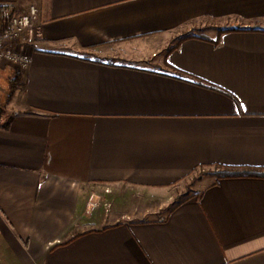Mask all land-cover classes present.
I'll return each mask as SVG.
<instances>
[{"label": "crops", "instance_id": "1", "mask_svg": "<svg viewBox=\"0 0 264 264\" xmlns=\"http://www.w3.org/2000/svg\"><path fill=\"white\" fill-rule=\"evenodd\" d=\"M32 3L30 64L0 66V264H264V177H192L264 168V0H0V26ZM124 184L187 191L132 218L97 197Z\"/></svg>", "mask_w": 264, "mask_h": 264}, {"label": "built area", "instance_id": "2", "mask_svg": "<svg viewBox=\"0 0 264 264\" xmlns=\"http://www.w3.org/2000/svg\"><path fill=\"white\" fill-rule=\"evenodd\" d=\"M38 17L39 8L32 3L27 9L13 13L9 22L0 26V66L14 64L24 69L30 64V52L20 45H12V42L18 40L22 34L33 38L38 28ZM207 169V167L198 168L192 177L194 178L197 173L206 172Z\"/></svg>", "mask_w": 264, "mask_h": 264}, {"label": "rangeland", "instance_id": "3", "mask_svg": "<svg viewBox=\"0 0 264 264\" xmlns=\"http://www.w3.org/2000/svg\"><path fill=\"white\" fill-rule=\"evenodd\" d=\"M23 10H25V8L17 9L16 11H13L10 14L12 15L17 11H23ZM201 173L204 174L205 172H201ZM196 180L198 179L196 178ZM196 180H193V182L189 185V187H191ZM185 191L187 190H184L183 192ZM183 192L176 193L173 196H168V193L167 194L156 193L150 195L141 192L140 190L136 189L134 186L124 184L122 188H111L108 197H110V199L112 200H109V202L104 200V197L106 196L105 194L103 195L104 197H99V196L97 197L98 200L101 201V204L105 206L106 210L108 207L110 208L111 203L114 202L119 197L114 203L116 204V206L119 205V207L132 206L135 211L133 216H131L132 218H140V217L142 218L146 216L153 218H163L168 214V212L173 207H175L182 200V198L184 197ZM146 206L150 209V211H148L146 214H140L139 213L140 207L145 208ZM152 208H157V210L156 211L154 209L151 210Z\"/></svg>", "mask_w": 264, "mask_h": 264}, {"label": "trees", "instance_id": "4", "mask_svg": "<svg viewBox=\"0 0 264 264\" xmlns=\"http://www.w3.org/2000/svg\"><path fill=\"white\" fill-rule=\"evenodd\" d=\"M251 27L247 26H229L225 28H221V34L227 31H233V30H246L250 29ZM196 34H191L190 32H187L185 36L181 38L185 39L187 37L194 36ZM216 44L220 42V38L216 39ZM98 61H103V58L98 57ZM109 62L111 60H108ZM21 77V71L17 70L16 76L13 78L14 81L12 82V89L13 91L17 88L19 85L18 81ZM219 167V169H212L210 168L205 173L206 174H212L216 175L219 178L224 177H242V176H257V177H264V168L263 167H249V166H216Z\"/></svg>", "mask_w": 264, "mask_h": 264}]
</instances>
